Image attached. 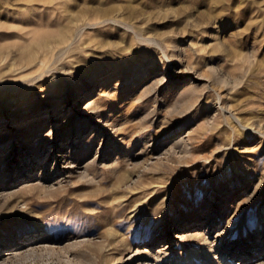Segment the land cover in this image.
I'll list each match as a JSON object with an SVG mask.
<instances>
[{
    "label": "rangeland",
    "instance_id": "374dc122",
    "mask_svg": "<svg viewBox=\"0 0 264 264\" xmlns=\"http://www.w3.org/2000/svg\"><path fill=\"white\" fill-rule=\"evenodd\" d=\"M51 1L0 0V264H264V0Z\"/></svg>",
    "mask_w": 264,
    "mask_h": 264
},
{
    "label": "bare ground",
    "instance_id": "6f19581e",
    "mask_svg": "<svg viewBox=\"0 0 264 264\" xmlns=\"http://www.w3.org/2000/svg\"><path fill=\"white\" fill-rule=\"evenodd\" d=\"M30 1V3H31V1L32 0H29ZM58 1V0H57ZM40 2V1H39ZM48 1H45V3H47ZM50 2V1H49ZM48 2V3H49ZM52 2H53V0L51 1V4H52ZM59 2V4L61 3L60 1H58ZM29 3V2H28ZM38 3V2H37ZM40 3H42V2H40ZM33 4V3H32ZM44 5V4H43ZM47 5V4H46ZM50 5V4H49ZM53 5V4H52ZM69 5V4H68ZM31 6V5H30ZM35 6H37L36 4H35ZM40 6V5H39ZM57 6V5H56ZM56 6H55V8H56ZM17 7H19V6H17ZM33 7H34V5H33ZM45 7V6H44ZM46 8H48V7H46ZM55 8H53V9H55ZM24 9H26V7L24 8ZM35 9V8H34ZM11 10V9H10ZM19 10H20V8H19ZM31 10V9H30ZM9 11V10H8ZM12 11V10H11ZM107 11H108V9H107ZM22 12V11H21ZM27 12H28V10H27ZM13 13V12H12ZM108 13V12H107ZM0 14H2L1 13V11H0ZM24 14V13H23ZM60 14V13H59ZM20 15V14H19ZM50 15V14H49ZM53 15V14H52ZM63 15V14H62ZM61 15V16H62ZM1 16V15H0ZM79 14H78V16H77V18H79ZM43 17V16H42ZM56 17V16H55ZM54 17V18H55ZM74 17H76V16H74ZM44 18V17H43ZM42 18V19H43ZM52 18V17H51ZM50 18V19H51ZM60 18V17H59ZM57 19L58 21L60 20V19ZM56 19V18H55ZM74 19V18H73ZM72 19V20H73ZM103 19H105V16H104V18ZM108 19V18H107ZM101 20V19H100ZM113 20V19H112ZM41 21V20H40ZM116 21V20H115ZM103 23V22H102ZM93 24H95V23H93ZM85 28H83V30H84ZM82 30V31H83ZM80 31V30H79ZM218 31V30H217ZM78 32V31H77ZM62 38L63 37H65V35L64 36H61ZM62 38H56L53 42H55V46H56V50L57 51H63V50H65V49H67L66 47H61L59 44L61 43V41L62 40H60V39H62ZM151 38V37H150ZM151 39H153V38H151ZM50 42H52V41H50ZM73 42V41H72ZM71 42V43H72ZM53 44V43H52ZM47 46V45H46ZM48 46H50L49 44H48ZM47 46V47H48ZM47 47H44V50L47 48ZM35 50V49H34ZM53 49H47L46 51L47 52H50V51H52ZM31 51V50H30ZM30 51H28V54H29V52ZM25 52V51H24ZM27 53V52H26ZM22 54V53H21ZM21 54H19V55H21ZM34 54H37V53H33V50H32V52H30V54H29V56L30 57H33L32 55H34ZM23 55H25V53H23L22 55H21V57L23 56ZM25 57V56H24ZM28 57V56H27ZM26 57V58H27ZM52 230V229H51ZM201 236V235H200ZM208 244H209V242H208ZM211 246V245H210ZM212 247V246H211ZM20 248H21V242H14V245H13V249L12 250H9V251H7V253L6 254H11V255H16V254H19L20 253ZM211 250V249H210ZM213 250V249H212ZM138 249H136L135 251H133V252H131V256H130V260H132V261H134V263L137 261V253H138ZM159 252H161V251H158V253L157 252H155V253H150V258H153V260L152 261H164V259H166V255H163V254H161V253H159ZM192 252H195L196 253V255H198V256H201L202 254L201 253H199V251H192ZM222 252V253H221ZM220 252V254H211L210 253V255L211 256H213V260L211 261V264H223V262L226 260V256L225 255H223V252L224 251H221ZM10 255V256H11ZM195 255V254H194ZM207 256V255H206ZM245 255L243 256V260H242V262L241 263H243V262H246V261H249V260H245ZM209 258V257H208ZM237 259H240L238 256L236 257ZM147 260V259H146ZM233 260V259H232ZM149 263V262H148ZM159 263V262H158ZM235 263V262H234ZM240 263V264H241Z\"/></svg>",
    "mask_w": 264,
    "mask_h": 264
}]
</instances>
